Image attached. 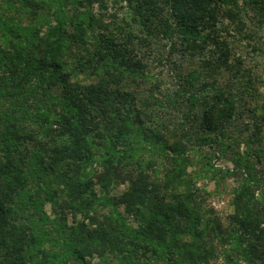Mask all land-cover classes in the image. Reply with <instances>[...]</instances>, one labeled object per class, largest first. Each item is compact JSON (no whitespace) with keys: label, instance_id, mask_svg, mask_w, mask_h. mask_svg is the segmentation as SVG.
I'll return each instance as SVG.
<instances>
[{"label":"trees","instance_id":"1","mask_svg":"<svg viewBox=\"0 0 264 264\" xmlns=\"http://www.w3.org/2000/svg\"><path fill=\"white\" fill-rule=\"evenodd\" d=\"M92 257L264 264V0H0V264Z\"/></svg>","mask_w":264,"mask_h":264},{"label":"rangeland","instance_id":"2","mask_svg":"<svg viewBox=\"0 0 264 264\" xmlns=\"http://www.w3.org/2000/svg\"><path fill=\"white\" fill-rule=\"evenodd\" d=\"M244 148V144H241L239 150L242 151ZM210 162L215 165V167H219L221 169L229 167L233 168V161L228 157V155H223L220 158H216L212 152H209ZM196 164H194L190 169L194 172L198 171V180L197 185L206 190V204L208 206H212L216 215L221 219V221L226 225L228 223L229 216L231 214V208L229 205L230 199L232 197V191L234 187L238 184L233 176H223L219 175L213 177L211 169H206L203 167L202 163L206 162V160H196ZM262 165L258 164L257 168H260ZM215 180H218L216 182ZM126 188L125 183H118L113 186L111 192L112 194L120 195L124 189ZM46 209L49 211L50 208L47 205ZM120 211H123V208H120ZM131 221V220H130ZM90 264H108L110 259L104 257H92L89 259ZM110 264H115L110 260Z\"/></svg>","mask_w":264,"mask_h":264}]
</instances>
